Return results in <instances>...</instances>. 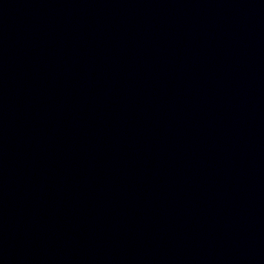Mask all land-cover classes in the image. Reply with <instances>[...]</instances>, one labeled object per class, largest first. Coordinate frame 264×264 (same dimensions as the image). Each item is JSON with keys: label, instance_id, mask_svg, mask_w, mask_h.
Returning <instances> with one entry per match:
<instances>
[{"label": "water", "instance_id": "obj_1", "mask_svg": "<svg viewBox=\"0 0 264 264\" xmlns=\"http://www.w3.org/2000/svg\"><path fill=\"white\" fill-rule=\"evenodd\" d=\"M0 264H264V0H0Z\"/></svg>", "mask_w": 264, "mask_h": 264}]
</instances>
